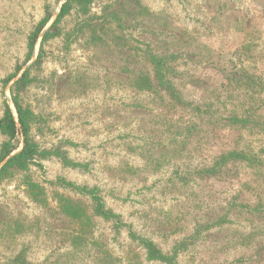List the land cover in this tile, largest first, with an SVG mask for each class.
I'll list each match as a JSON object with an SVG mask.
<instances>
[{"label": "rangeland", "instance_id": "1", "mask_svg": "<svg viewBox=\"0 0 264 264\" xmlns=\"http://www.w3.org/2000/svg\"><path fill=\"white\" fill-rule=\"evenodd\" d=\"M67 1L0 0V118L40 151L0 264H264V0Z\"/></svg>", "mask_w": 264, "mask_h": 264}, {"label": "trees", "instance_id": "2", "mask_svg": "<svg viewBox=\"0 0 264 264\" xmlns=\"http://www.w3.org/2000/svg\"><path fill=\"white\" fill-rule=\"evenodd\" d=\"M74 1L81 4L82 2H89L90 0H74ZM68 2H71V1L69 0L62 5L61 15L66 12L68 8ZM47 21L48 20H43L36 27L32 40H31L32 49L34 48L36 41L39 35L41 34V32L43 31ZM47 34L48 32L44 35V38L47 36ZM31 58H32V55L30 58H28L27 61H30ZM20 69L21 68L16 70L14 74H12L9 78H7V80L5 81L6 84L9 83L13 78L17 76ZM27 73L28 71L26 70L23 73V75L16 81L18 85L24 84L23 80ZM12 99H13L14 106L16 108V112L18 114V121L15 119L10 106L6 104L5 113L0 118V130L2 131V133L9 136L11 139L15 138L21 132L24 135V145L20 151L14 153L16 148H14L10 142H5L3 144V149L1 150V154H0V164L3 162L4 163L0 166V175H2L4 172H6L11 167H25L29 162L35 161L37 160V158L40 157V151L38 150V146L30 138L29 127L26 122V118L23 115V109L19 105L14 92H12Z\"/></svg>", "mask_w": 264, "mask_h": 264}]
</instances>
